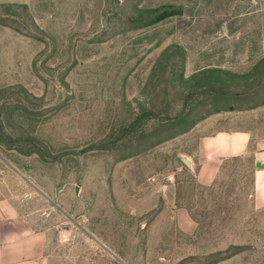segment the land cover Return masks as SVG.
Masks as SVG:
<instances>
[{
	"label": "rangeland",
	"instance_id": "rangeland-1",
	"mask_svg": "<svg viewBox=\"0 0 264 264\" xmlns=\"http://www.w3.org/2000/svg\"><path fill=\"white\" fill-rule=\"evenodd\" d=\"M262 101L264 0H0V201L47 264H264L253 155L211 186L180 160Z\"/></svg>",
	"mask_w": 264,
	"mask_h": 264
},
{
	"label": "crops",
	"instance_id": "crops-1",
	"mask_svg": "<svg viewBox=\"0 0 264 264\" xmlns=\"http://www.w3.org/2000/svg\"><path fill=\"white\" fill-rule=\"evenodd\" d=\"M262 113L264 101L242 109L224 110L211 114L183 135L182 138L195 140L194 148L185 154L191 165L184 167L195 173L200 185L211 186L228 160L252 154L257 162L264 163V151L251 152L252 145L258 144L251 122ZM263 181L261 171L258 186ZM156 188L164 191L166 184L159 183ZM46 233L33 231L13 205L0 201V264H47ZM62 233L68 234L69 230Z\"/></svg>",
	"mask_w": 264,
	"mask_h": 264
},
{
	"label": "water",
	"instance_id": "water-1",
	"mask_svg": "<svg viewBox=\"0 0 264 264\" xmlns=\"http://www.w3.org/2000/svg\"><path fill=\"white\" fill-rule=\"evenodd\" d=\"M245 1H249V2H251L252 0H245ZM180 160L183 162V164L186 166V167H190V161H189V159L188 158H186V157H180ZM257 167H259V168H262V169H264V163H262V162H257ZM27 182H29L28 180H27ZM30 183V182H29ZM75 194H76V196H79V188L77 187L76 188V190H75ZM62 230H69V228H63Z\"/></svg>",
	"mask_w": 264,
	"mask_h": 264
},
{
	"label": "trees",
	"instance_id": "trees-1",
	"mask_svg": "<svg viewBox=\"0 0 264 264\" xmlns=\"http://www.w3.org/2000/svg\"><path fill=\"white\" fill-rule=\"evenodd\" d=\"M217 94L220 95L221 92L218 91ZM250 94H251V93H250ZM224 110H233V109H218V110H216V111L210 113L209 116H210L211 114L219 113V112L224 111ZM188 131H189L188 129H185V130L181 131L180 134H185V133L188 132ZM184 168H185V167H184ZM185 169H186V168H185Z\"/></svg>",
	"mask_w": 264,
	"mask_h": 264
},
{
	"label": "flooded vegetation",
	"instance_id": "flooded-vegetation-1",
	"mask_svg": "<svg viewBox=\"0 0 264 264\" xmlns=\"http://www.w3.org/2000/svg\"><path fill=\"white\" fill-rule=\"evenodd\" d=\"M28 172H29V170H28ZM41 195H43L44 196V194L40 191V190H37ZM57 191V190H56ZM45 198H47L46 196H45Z\"/></svg>",
	"mask_w": 264,
	"mask_h": 264
}]
</instances>
